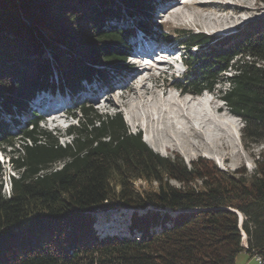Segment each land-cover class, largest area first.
Segmentation results:
<instances>
[{"label":"trees","instance_id":"obj_1","mask_svg":"<svg viewBox=\"0 0 264 264\" xmlns=\"http://www.w3.org/2000/svg\"><path fill=\"white\" fill-rule=\"evenodd\" d=\"M160 1L0 0V150L11 148L12 169L6 195L0 161V264H236L244 250L264 254V154L253 173L205 157L188 165L129 132L121 112L84 105L62 144L30 109L56 81L74 92L81 80L111 86L135 29L159 34ZM181 38L186 72L174 85L201 95L227 84L219 96L244 122L243 141L264 142V17L222 38ZM100 211H128L127 234L100 237Z\"/></svg>","mask_w":264,"mask_h":264},{"label":"rangeland","instance_id":"obj_2","mask_svg":"<svg viewBox=\"0 0 264 264\" xmlns=\"http://www.w3.org/2000/svg\"><path fill=\"white\" fill-rule=\"evenodd\" d=\"M166 1L168 0L162 1L159 8L154 12V22L156 24L161 23L162 28L158 30L159 34H155L153 37L156 41H173V45L181 44L183 41L181 39H184L181 38L182 35L196 32H204L222 38L241 30L248 22L264 17V0ZM121 23L123 22L121 21ZM155 40L149 37L144 38V36L132 40L137 45L132 47V53L130 52V56L127 58V64L130 67L114 78L111 87L97 81L98 88L96 91L90 93L92 89L85 90L88 91L86 93L79 90L80 93L77 94L78 91H76L73 97L67 93L69 88H58L60 83L58 84L56 75H54L57 85L54 91L56 94L52 97L47 96L48 94L43 96H46L44 100L49 105L46 110L51 109L54 101V106H64L58 112V117H61V124L57 126V124L49 121L51 115L46 113L43 121L39 123L40 128L51 131L59 138L60 143L65 144L72 139L71 136L67 135L66 129L71 124H77V118L81 116V112L78 110L79 106L90 107L103 115L121 112L128 131L131 133L140 132L143 140L150 148L152 147L148 144L147 139L158 147H164L163 153L152 148L163 156L178 154L188 165H191L193 160L205 157L214 161L224 170L246 169L248 173H253L256 168V160L261 154H264V142L245 143L243 141L242 128L244 122L240 117L230 112L219 96V89L227 84L220 82L216 86V91L203 92L201 95L184 93L179 90L174 85V80L182 77L186 68L181 61L183 55L181 57L180 52L185 54L188 50L181 49L180 51V47L177 46L171 53L163 54L164 62L161 64L158 62L160 59L159 51L156 50L157 53L150 61L154 65L143 64L147 63L148 59L143 53H138L137 47L140 45L139 43L143 44ZM196 49L197 47L194 46L191 50L195 51ZM166 60L169 64H165ZM133 62L138 65H134ZM146 65L150 69H146ZM157 66H160L164 71H159ZM50 91L52 90H47L45 93ZM163 92L166 93L163 94ZM171 95L172 97H170ZM173 97H175V101L171 102ZM45 102L35 104L37 112L42 111V104ZM165 102H170L171 106ZM38 105L40 106L38 107ZM134 108L141 115L140 125L133 116ZM178 108L182 110L184 117L177 116ZM20 119H22V115ZM20 123L23 125L22 122ZM11 128L15 135H19L16 132L15 123L14 125L11 124ZM166 145L167 148H165ZM10 151L11 148L9 147L6 152L0 151V156L5 158V162L1 161V163L6 170L3 176V190L6 195L9 194L10 190L8 174L12 173L6 155ZM173 184L177 185L176 182ZM137 185L147 186L142 181H138ZM102 213L101 211L97 213L94 224L98 233L111 235L117 231L123 234L127 231L129 218H123L122 222H117L118 226L114 229L108 226V223L118 221L117 215H113L107 220V216L103 215V217ZM125 234L127 233L125 232ZM241 254L240 252L239 255ZM238 261L241 264L242 258H239Z\"/></svg>","mask_w":264,"mask_h":264},{"label":"bare ground","instance_id":"obj_3","mask_svg":"<svg viewBox=\"0 0 264 264\" xmlns=\"http://www.w3.org/2000/svg\"><path fill=\"white\" fill-rule=\"evenodd\" d=\"M166 2H169V0L168 1H166ZM158 47H160V46H155V48H158ZM155 48H151V49H149L148 51L150 52V53H152V52H154L156 49ZM159 62V61H158ZM166 63L165 64H169L168 63V61L166 60L165 61ZM160 64H161V62H159ZM151 63H149V65H150ZM159 64V65H160ZM134 65H138L137 63H135ZM152 65H154V64H151L150 66H152ZM139 67V66H138ZM154 67V66H153ZM146 69H150V67H148V65H146V67H145ZM166 92H163V94H165ZM170 97H172V95L170 96ZM175 101V97H173L172 98V100H171V102L172 101ZM186 101V100H185ZM178 102V101H177ZM166 104H168L169 106H171V103L170 102H165ZM165 103H161V104H165ZM52 104V103H51ZM50 104V105H51ZM178 104V103H177ZM202 104V103H201ZM54 105H55V101H54ZM54 105H51L52 107H51V109H50V111H56L57 113H50L49 115H51V117H50V120L49 121H51V122H53V123H55V124H57V126L58 125H60L61 123H60V120H61V117H58L59 116V114H58V112H59V110L60 109H63L64 108V106H59V107H56V106H54ZM180 105V104H179ZM181 106V105H180ZM181 108V107H180ZM180 108H178L177 109V112H179L178 114H177V116L178 117H184V114H183V112H182V110L180 109ZM134 117L136 118V120H137V122L139 123V125L141 124V115L139 114V112L134 108ZM54 114V115H53ZM147 142H148V144L153 148V149H155V150H157V151H159V152H161V153H163L164 152V147H158V146H156L151 140H149V139H147ZM168 146L166 145L165 146V148H167ZM122 215H124L125 217H123ZM129 215H130V213L129 212H125L124 214H120V218H121V216H122V218H127V216L129 217ZM103 216V215H102ZM121 218V219H122ZM112 226V225H111ZM244 235H245V233H244ZM243 239H244V237H243ZM242 244H243V246H244V241L242 240Z\"/></svg>","mask_w":264,"mask_h":264},{"label":"crops","instance_id":"obj_4","mask_svg":"<svg viewBox=\"0 0 264 264\" xmlns=\"http://www.w3.org/2000/svg\"><path fill=\"white\" fill-rule=\"evenodd\" d=\"M243 237L245 238V240L247 241V236H246V234L244 235V233H243ZM243 241H244V239H243ZM242 254L241 255H239L238 254V256H237V259H236V264H237V262H238V264H239V258L241 259L242 258V262H241V264H257V262L253 259V257H252V255L248 252V251H242L241 252Z\"/></svg>","mask_w":264,"mask_h":264},{"label":"built area","instance_id":"obj_5","mask_svg":"<svg viewBox=\"0 0 264 264\" xmlns=\"http://www.w3.org/2000/svg\"><path fill=\"white\" fill-rule=\"evenodd\" d=\"M244 248L245 249L248 248V244H247V241L245 240V238H244ZM252 257L257 262V264H264V254L254 252L252 254Z\"/></svg>","mask_w":264,"mask_h":264},{"label":"water","instance_id":"obj_6","mask_svg":"<svg viewBox=\"0 0 264 264\" xmlns=\"http://www.w3.org/2000/svg\"><path fill=\"white\" fill-rule=\"evenodd\" d=\"M151 209V208H150ZM165 211H167V212H170V210L169 209H166ZM239 222H240V225L242 224V222H243V216L242 215H240L239 214Z\"/></svg>","mask_w":264,"mask_h":264}]
</instances>
